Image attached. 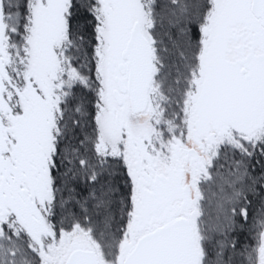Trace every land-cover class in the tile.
Returning <instances> with one entry per match:
<instances>
[{
    "label": "snow or ice",
    "instance_id": "1",
    "mask_svg": "<svg viewBox=\"0 0 264 264\" xmlns=\"http://www.w3.org/2000/svg\"><path fill=\"white\" fill-rule=\"evenodd\" d=\"M0 264H264V0H0Z\"/></svg>",
    "mask_w": 264,
    "mask_h": 264
}]
</instances>
